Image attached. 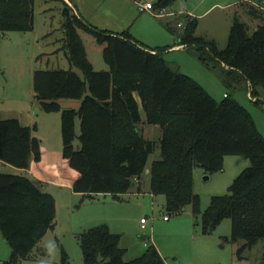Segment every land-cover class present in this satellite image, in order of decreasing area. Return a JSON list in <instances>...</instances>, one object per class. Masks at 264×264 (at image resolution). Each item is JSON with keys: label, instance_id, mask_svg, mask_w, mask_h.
<instances>
[{"label": "trees", "instance_id": "trees-1", "mask_svg": "<svg viewBox=\"0 0 264 264\" xmlns=\"http://www.w3.org/2000/svg\"><path fill=\"white\" fill-rule=\"evenodd\" d=\"M175 1L157 0L153 9L160 12ZM34 3L0 0V32L32 30ZM64 4L70 13L65 16L62 40L71 64L83 76L72 68L39 69L33 76L35 97L43 109L61 112L64 167L58 180L71 184L84 199L109 194L121 200L134 186V178L145 174L149 156L159 148V158L149 167L150 192L165 195L168 211L180 213L192 206L201 215L204 230L229 218L232 241H243L240 257L264 240V135L250 110L229 93L217 100L195 79L173 70L163 56L166 47L150 48L129 30L99 29L71 15L72 9ZM250 5V15L261 24L251 31L236 17L224 49L195 35L198 20L189 15L184 31L176 34L180 44L197 49L203 63L220 68L227 87H246L259 103L264 90V4ZM81 31L91 33L102 45L107 70L94 68ZM63 99L79 104L62 108ZM141 124L161 128L158 144L145 137ZM76 138L79 147L74 144ZM44 155L41 140L29 126L16 118L0 119L3 163L31 168L40 179L48 178ZM227 155L241 156L250 165L235 178L227 194L213 196L202 212L194 191V170L220 171ZM31 177L0 172V230L12 250L1 264L31 259L33 249L56 227L55 197ZM78 240L84 264H164L150 243L140 256L126 260L120 235L107 224L85 230ZM62 253L59 264H70L67 253Z\"/></svg>", "mask_w": 264, "mask_h": 264}, {"label": "rangeland", "instance_id": "rangeland-1", "mask_svg": "<svg viewBox=\"0 0 264 264\" xmlns=\"http://www.w3.org/2000/svg\"><path fill=\"white\" fill-rule=\"evenodd\" d=\"M73 1L81 3L89 11L91 17L88 16V20H85L95 27L96 24L91 22L94 21L91 20L94 15L114 9L113 0ZM253 1L258 2V7L259 3H264V0H177L165 10L167 13L193 10L196 13L194 18L198 20L195 35L213 40L219 49H224L236 17L247 23L251 31L261 24L259 19L249 13ZM65 7L61 0H35L32 30L0 32V119L16 118L22 125L29 126L33 135L43 140L48 163L56 165L62 163L63 154L61 112H47L43 109L35 97L33 76L36 70L52 68H72L83 76L81 70L71 64L62 40L63 24L66 21ZM70 11L71 15L76 14L73 10ZM175 14H167L160 19L165 31L164 38L158 39L163 40L162 46L167 48L163 56L169 66L195 79L217 100L223 99L224 93H229L250 110L264 135V90L260 102L255 103L249 97L250 89L248 91L243 86L227 87L220 68L203 63L196 48H170L172 44H176V40H171L175 38L174 34L177 36L176 33H182L187 25L186 14ZM144 16L147 15L135 14L127 30L132 32V28L138 27L143 37L156 41L158 36L152 38L150 27L145 26ZM180 21L183 25H178ZM100 27L97 28L104 29ZM80 34L94 68L107 70L102 45L91 33L81 31ZM149 45L157 47L153 43ZM252 98L255 99L253 96ZM137 99L140 103L138 96ZM60 103L62 108H70L77 107L79 101L63 99ZM141 114L145 120L142 106ZM140 128L146 138L159 143L162 135L159 126L141 124ZM76 133H80L78 119ZM74 144L79 147L78 138ZM159 156L160 150L157 148L149 156L147 169ZM249 165L250 161L241 156L227 155L224 158V168L220 171L207 174L197 167L194 170V191L200 197L201 211L204 212L209 207L213 196L227 194L235 178ZM0 172L32 176L41 190L51 191L57 200L55 229L47 232L33 249L32 258L24 260L23 264H59L63 251L67 253L70 264H84L78 235L100 224H107L112 232L120 235V245L126 249V260L140 256L145 251L147 242L156 246L164 264H264V240L247 249L241 257L238 255L243 241H232V223L229 218L222 220L214 229L204 230L201 215L195 214L192 206H187L180 213L168 211L165 195L154 196L150 193V176L147 170L142 176L134 178V186L129 191L136 193L123 194L121 200L109 194L84 199L82 194L73 193L67 188L53 185L46 188L30 171L1 160ZM207 175L209 178H206ZM142 218L146 221L145 228L141 226ZM11 252V247L0 230V264L10 258Z\"/></svg>", "mask_w": 264, "mask_h": 264}, {"label": "crops", "instance_id": "crops-1", "mask_svg": "<svg viewBox=\"0 0 264 264\" xmlns=\"http://www.w3.org/2000/svg\"><path fill=\"white\" fill-rule=\"evenodd\" d=\"M61 1L63 3H67L69 5V7L72 8L73 12H75L80 17H82L84 19L87 18L88 16H89L88 18L91 17V15L89 14V11L87 9L83 8L81 3H79V2L75 3V1H73V0H61ZM148 1H151V0H146V1H142V0H113L114 9L110 12H105V13L102 12L99 15L98 14L94 15V17H92L93 19H91L94 21H91V22L96 24L97 27L101 26L102 28H104L106 30L118 33V32H122L124 30H127V27H129V24H131V21L135 17V14H138V16L147 15V16H144L145 17L144 19H146V20H144L145 26L150 27L151 32H149V33L152 36V38L155 36H158L157 40L156 41H153V40L149 41L148 39L143 37L142 34L140 33L138 27L132 28L131 29L132 32L131 31L130 32L139 42L147 45L148 47H150V45H149L150 43H153V44H156V46H157L156 48H159V47H163L162 46L163 40H160L158 38H164V31H165L164 30V23L161 22L160 19H163L165 17V15H167V14L172 15L173 13H174V15H176L175 13H179V14H186V15H189L192 17H194V14H196L193 10H186V11L185 10H178V11H172V12L167 13V10H165V9L160 11V12L154 11L153 9L152 10L141 9L140 5L145 4ZM151 2L154 3L153 1H151ZM251 4L258 6V2L253 1ZM92 14H94V13H92ZM88 18H87V20H88ZM148 20H150V22ZM179 23H182V22L180 21ZM179 23H178V25H179ZM174 37L175 38H173L171 40L173 42H174V40H176V44L175 43H174L175 45L172 44L170 46V48H174V47L180 48V49L186 48V45H182L179 43V39H178V43H177L178 37L175 34H174ZM150 48H152V47H150ZM224 95H225V93H224ZM42 146H43V144H42ZM43 150H44V154H45L43 157V163L46 165L48 178H41L40 179L35 174H33L31 168L25 169V170L30 171L31 172L30 174H32L33 176H36L38 178V180H40V182L43 183L46 188L50 185H53V186L59 187V188L70 189L73 191V193H76L73 190V187L71 184L61 183L58 180L60 172L63 170V167H64L63 164L62 163H60V164L58 163L57 165L53 164V163L49 164L47 151H46V148L44 146H43ZM139 192H141V191H139ZM128 193H136V192L129 191ZM78 194H80V193H78ZM142 219H140V220H142ZM141 226H142V224H141Z\"/></svg>", "mask_w": 264, "mask_h": 264}, {"label": "built area", "instance_id": "built-area-1", "mask_svg": "<svg viewBox=\"0 0 264 264\" xmlns=\"http://www.w3.org/2000/svg\"><path fill=\"white\" fill-rule=\"evenodd\" d=\"M140 7H141V9H150V10H152L153 9V3L151 2V1H148V2H146L145 4H141L140 5ZM179 25H183V23H179ZM249 97L251 98V99H253L252 98V96H251V93H249ZM165 218H167V217H165ZM145 219L143 218L142 220H141V223H142V227L143 228H145ZM146 244L148 245V243L146 242Z\"/></svg>", "mask_w": 264, "mask_h": 264}, {"label": "water", "instance_id": "water-1", "mask_svg": "<svg viewBox=\"0 0 264 264\" xmlns=\"http://www.w3.org/2000/svg\"><path fill=\"white\" fill-rule=\"evenodd\" d=\"M68 13H69V8H68V7H65V8H64V16H66V14H68ZM149 171H150V170L147 169V172H149ZM206 178H209V175H207Z\"/></svg>", "mask_w": 264, "mask_h": 264}]
</instances>
